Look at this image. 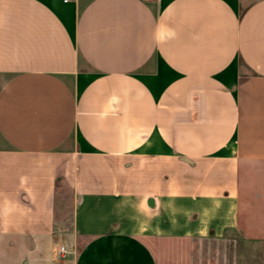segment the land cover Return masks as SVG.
I'll return each mask as SVG.
<instances>
[{"label":"crops","instance_id":"crops-1","mask_svg":"<svg viewBox=\"0 0 264 264\" xmlns=\"http://www.w3.org/2000/svg\"><path fill=\"white\" fill-rule=\"evenodd\" d=\"M212 242L264 244V0H0V264Z\"/></svg>","mask_w":264,"mask_h":264},{"label":"rangeland","instance_id":"rangeland-1","mask_svg":"<svg viewBox=\"0 0 264 264\" xmlns=\"http://www.w3.org/2000/svg\"><path fill=\"white\" fill-rule=\"evenodd\" d=\"M73 250L77 253L80 246ZM13 254L17 255V252ZM194 256L196 264H264V244L198 243L194 247Z\"/></svg>","mask_w":264,"mask_h":264},{"label":"trees","instance_id":"trees-1","mask_svg":"<svg viewBox=\"0 0 264 264\" xmlns=\"http://www.w3.org/2000/svg\"><path fill=\"white\" fill-rule=\"evenodd\" d=\"M73 202L74 195L72 189L66 183L58 181L55 201V214L58 223L71 217Z\"/></svg>","mask_w":264,"mask_h":264},{"label":"built area","instance_id":"built-area-1","mask_svg":"<svg viewBox=\"0 0 264 264\" xmlns=\"http://www.w3.org/2000/svg\"><path fill=\"white\" fill-rule=\"evenodd\" d=\"M153 1H162V0H153ZM67 253L66 248L63 245H60L57 249V254L62 255Z\"/></svg>","mask_w":264,"mask_h":264}]
</instances>
